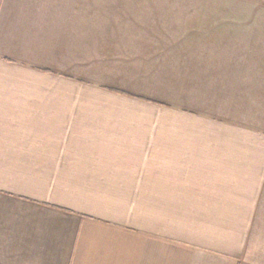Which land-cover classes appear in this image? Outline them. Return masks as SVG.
<instances>
[{"label": "crops", "instance_id": "obj_1", "mask_svg": "<svg viewBox=\"0 0 264 264\" xmlns=\"http://www.w3.org/2000/svg\"><path fill=\"white\" fill-rule=\"evenodd\" d=\"M176 1L0 0V264H264V133Z\"/></svg>", "mask_w": 264, "mask_h": 264}, {"label": "rangeland", "instance_id": "obj_2", "mask_svg": "<svg viewBox=\"0 0 264 264\" xmlns=\"http://www.w3.org/2000/svg\"><path fill=\"white\" fill-rule=\"evenodd\" d=\"M174 6L211 17L215 13L217 24L199 36L203 43L219 44L218 57L234 66L209 67V87L219 95L208 102L238 111V121L264 133V0H177ZM158 69L162 86L157 98L167 102L170 91L164 85L179 76L173 71L179 67Z\"/></svg>", "mask_w": 264, "mask_h": 264}]
</instances>
